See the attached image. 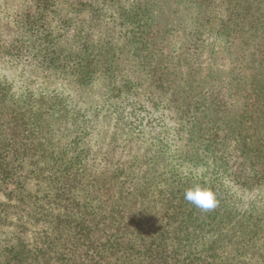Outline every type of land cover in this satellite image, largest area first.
<instances>
[{
  "label": "rangeland",
  "instance_id": "374dc122",
  "mask_svg": "<svg viewBox=\"0 0 264 264\" xmlns=\"http://www.w3.org/2000/svg\"><path fill=\"white\" fill-rule=\"evenodd\" d=\"M115 1L79 8L60 0L33 32L26 23L39 12L32 0H0V86L10 87L13 102L46 110V128L56 127L54 117L95 116L92 125L71 122L106 136L129 132L148 146L160 142L182 171L220 180L244 202L264 193V186L245 185L264 170V0ZM136 10L141 20L131 19ZM144 22L148 40H130ZM253 22L255 34L246 39ZM46 32L57 48L52 62L34 46L35 35ZM203 101L211 106L206 127L227 135L218 145L209 146L192 123L194 109L208 112ZM13 186L0 177V200ZM27 187L58 212L47 179L31 177ZM12 210L16 224H0V241L23 223L34 243L43 228L29 218L34 206Z\"/></svg>",
  "mask_w": 264,
  "mask_h": 264
},
{
  "label": "trees",
  "instance_id": "16d2710c",
  "mask_svg": "<svg viewBox=\"0 0 264 264\" xmlns=\"http://www.w3.org/2000/svg\"><path fill=\"white\" fill-rule=\"evenodd\" d=\"M59 1L32 0L39 12L27 14V26L36 32ZM95 1L76 4L82 8ZM133 13L132 20L142 19V11ZM140 26L130 40L144 44L150 31L145 22ZM255 28V22L247 27L246 39ZM35 36L37 51L52 62L57 52L53 38L48 32ZM9 92L10 87L0 86V117L10 114L0 120V177L14 186L6 192L7 200H0V224H16L10 219L12 209L29 203L34 206L29 218L43 228L31 244L20 223L12 238L0 241V264H264V193L244 202L220 180L182 171L160 142L148 146L129 132L106 136L71 122L92 125L95 116L69 118L64 113L71 125L54 117L56 127L46 128L40 117L46 110L36 111L32 102H13L15 95ZM203 106L208 112L202 115V106L199 113L194 109L192 123L209 146L218 145L219 137L227 135L206 127L211 106L204 101ZM241 143L246 151L248 142ZM255 175L245 185L264 186V170ZM34 176L48 180L58 212L28 190L27 181ZM196 184L214 190V209L205 211L184 199L185 190Z\"/></svg>",
  "mask_w": 264,
  "mask_h": 264
},
{
  "label": "clouds",
  "instance_id": "9594fccd",
  "mask_svg": "<svg viewBox=\"0 0 264 264\" xmlns=\"http://www.w3.org/2000/svg\"><path fill=\"white\" fill-rule=\"evenodd\" d=\"M184 199L205 211L212 210L217 206L214 190L201 184H196L186 189Z\"/></svg>",
  "mask_w": 264,
  "mask_h": 264
}]
</instances>
